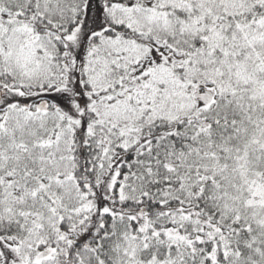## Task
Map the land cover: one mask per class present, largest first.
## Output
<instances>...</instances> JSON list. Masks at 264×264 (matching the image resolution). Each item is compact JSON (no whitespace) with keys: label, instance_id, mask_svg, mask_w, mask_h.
<instances>
[{"label":"trees","instance_id":"16d2710c","mask_svg":"<svg viewBox=\"0 0 264 264\" xmlns=\"http://www.w3.org/2000/svg\"><path fill=\"white\" fill-rule=\"evenodd\" d=\"M96 2L0 0V264H264V0Z\"/></svg>","mask_w":264,"mask_h":264},{"label":"rangeland","instance_id":"374dc122","mask_svg":"<svg viewBox=\"0 0 264 264\" xmlns=\"http://www.w3.org/2000/svg\"><path fill=\"white\" fill-rule=\"evenodd\" d=\"M107 2L130 3L131 0H97L96 3L105 4ZM93 18H94L93 21L87 18L83 26L79 27L76 30V32L73 34V36H70L68 38V41L70 43V48L68 50V53H70L69 73L65 81V84L60 89V95H59L61 97V100L63 101L64 99H66L67 101H70V98L71 100L74 99L77 96L76 93L79 94L80 92V83H79V77H78L79 59L73 53H82L83 48L87 42L86 40L87 36L90 33L100 29L101 24H100L98 14H96V16H94ZM181 100H184L183 106H185V104L188 105L187 98L181 97ZM12 101H15V99H12ZM40 104L41 103H38V106H40ZM253 157H254V154H252L251 156L247 155L246 157L245 156L239 157L238 161L240 163L239 165L240 171L242 175L244 176L245 181L248 182V187L251 192L250 197H249L248 208L252 209L258 215L259 223L262 224L264 223V188L257 183L256 177L253 176L252 169L256 161V159L255 161L253 160ZM121 245L125 249V251L128 253V260L130 264H141L142 263L138 248L136 247L135 243L130 239L129 235L127 236L126 234L122 238ZM8 254L11 257V260H15V259L19 260L22 258L21 255H18L19 253L16 254L14 252H9Z\"/></svg>","mask_w":264,"mask_h":264}]
</instances>
